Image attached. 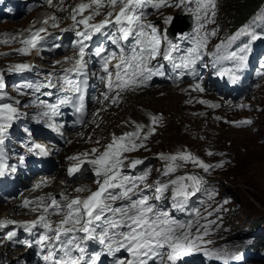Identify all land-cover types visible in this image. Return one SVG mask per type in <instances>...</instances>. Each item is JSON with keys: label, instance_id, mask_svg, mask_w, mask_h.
I'll return each mask as SVG.
<instances>
[{"label": "snow or ice", "instance_id": "6c2138e0", "mask_svg": "<svg viewBox=\"0 0 264 264\" xmlns=\"http://www.w3.org/2000/svg\"><path fill=\"white\" fill-rule=\"evenodd\" d=\"M51 2V0H49ZM177 7L184 6L188 11H192L197 22L196 34L194 37L181 36V39H192L193 47L187 49L186 55L175 56L174 53L180 52V47L172 41L167 40L166 33L158 31L156 25L151 22H145L144 11L147 7L160 8L163 4L167 6V0H160V3L154 0H109L112 8L120 4L118 12H108L105 19L92 24L89 21L95 15H99V7L101 0H91L92 4L97 6V11L92 15L86 16L80 20H76V13L83 12L89 8V4H80L77 9H73L72 19L76 25H83V31H77L75 35L79 38L75 42L78 48L79 56L75 63L78 67L73 69H66V72H80L86 67L85 50L88 48L86 41H90L94 33L100 32L107 26H118L120 38L127 41L129 37H134V44L131 49V55H126L123 48L120 49L119 62L113 65L115 69V79H113V71L109 68V62L116 57V52H111L102 58L103 70L107 73L106 87L111 91L113 86L120 91H126L140 86H146L153 76H164L163 65H153L157 57H162L164 61L172 64L174 69H188L191 74H196V65L198 61L202 62L201 49L206 44L208 36H215L216 30L213 29L210 33L201 30L204 25L209 22H214L216 15V0H174ZM195 4V9L188 8V5ZM114 18V19H113ZM264 18V17H259ZM54 19V18H53ZM173 17H166L165 24H169ZM47 23V21H45ZM55 27L56 25L53 24ZM41 32H46L45 28H40L31 34L24 43L28 47H37V45L44 39L40 35ZM250 37V41L264 39V33L257 34L251 31L248 25L243 26L234 35L228 37V44L236 41L239 37ZM162 41H167V47L161 49ZM116 44L117 40L114 39ZM223 42L216 45L217 49L226 47ZM28 48L20 49L21 52H27ZM249 45L244 44L238 51H230L224 56L216 57V60L221 59L234 61V69H224L219 75L228 74L233 82L238 79L235 74L242 69L247 61V52ZM105 52L103 47L97 48L95 55L100 56ZM177 60L179 62L177 63ZM30 66L27 64L16 65L10 71H23ZM184 73H181L183 75ZM103 79V77H102ZM69 85H73L74 91L79 93L81 91L79 82L73 83L68 80ZM53 86V85H49ZM29 88L35 87L37 91L41 85H27ZM194 89L197 91H204L200 84H195ZM5 88L3 77L0 76V90ZM0 95H6L0 91ZM51 95V93H48ZM119 96V92L116 93ZM105 95V99H109ZM115 96L111 97L115 102ZM81 105L77 111L83 108V96H80ZM67 100H61L60 104H45L40 101L41 105L46 106L49 111H44L40 115L49 121L57 116L60 105L68 103ZM202 103L204 101H201ZM15 103H19L16 101ZM219 104L212 105V107H219ZM22 113L18 111L13 104L0 103V144L7 134V129L11 127L12 122L18 119ZM157 117H152V123H157ZM236 125L251 124L250 119L244 121H229ZM49 128H54L59 131V128L49 122ZM143 126L137 125L135 132L125 133L120 137L113 136V140L109 143L105 150L94 159L88 161L95 167V175L98 177L96 183L98 188L91 192L86 198L81 199L75 197L68 200V202L61 206L55 198H52L51 204L44 209L45 212L51 208L54 212H64V219L52 227L48 222L47 216H40L36 221L25 222V227L28 230L35 228L37 224H41L47 231L40 237L37 244L47 248V254L43 259L49 264H102L105 256L111 257L113 264H179L182 258L196 252H202L206 257L220 258L218 253L209 251L202 247L203 236L208 234V226L213 221H208L207 224H202L200 221L203 217L200 216L199 210L196 211L195 217L190 220L181 221L168 210H165L154 201H161L165 194L169 191L171 186V193L173 196L172 208L177 211H184L188 202V198L195 196L201 191L202 185L206 183L203 178L196 175L178 176L176 179L169 180L168 183L156 182L155 196L150 197L145 194L144 189L151 188L153 185L146 183L147 177L150 174V169L145 170L142 174L131 176L124 173L125 167L136 168L137 165L143 163L140 159L131 160L125 165L123 156L125 152H132L138 148L146 147L144 141L155 133V128H151L142 137L140 131ZM27 132L28 129H25ZM36 149H44L43 145H33ZM31 150V149H30ZM93 152L98 151L93 149ZM213 155L211 151L207 153ZM162 159L168 161L163 169V175L167 176L174 173L181 166L182 163H192L208 172L212 167L222 166V162L218 165H209L200 160L195 155L189 152H181L178 154H171L164 156L160 154ZM85 161L80 160V164ZM79 170V165L73 166L69 169L70 174ZM4 175V166L0 164V176ZM190 182V183H189ZM144 187L141 188L140 184ZM85 189H77V191H84ZM213 193H209V198ZM135 197V198H134ZM126 201L120 207H113L107 201ZM29 202L25 201V205ZM109 214V215H106ZM211 215V213H209ZM14 223V222H10ZM70 225V226H68ZM3 226V222H0ZM70 233H82V236L73 235L65 244L62 236H67ZM13 233H8L7 238L12 240ZM47 241V244H45ZM94 241L100 245L98 251L88 253L87 242ZM59 242V248L56 246ZM21 243H28L23 241ZM207 243H210L208 241ZM28 246H31L28 243ZM124 251L128 254L127 258L119 256L118 254ZM62 253L57 255V253Z\"/></svg>", "mask_w": 264, "mask_h": 264}, {"label": "rangeland", "instance_id": "374dc122", "mask_svg": "<svg viewBox=\"0 0 264 264\" xmlns=\"http://www.w3.org/2000/svg\"><path fill=\"white\" fill-rule=\"evenodd\" d=\"M217 1L214 22L206 23L201 30V34L204 32L210 33L213 29L217 32L215 36L207 37L206 44L201 49L202 60L210 61V54L213 57L211 64L214 67L219 63L223 69H234V61L224 59L217 61L216 57L224 56L230 51L239 50L236 44L237 40L230 45L228 44V37L236 32L228 34L227 28L230 19L239 17L237 11L242 8V5L236 6L234 14L231 13L233 17H229L228 21H226L224 16L228 2L221 0L217 4ZM244 5L249 6V4ZM262 6H264V3ZM195 7L194 3L188 5V8L193 10ZM177 8L191 13L195 19L192 11H188L185 7ZM259 17H263L262 12L256 16L258 20L261 19ZM29 21L30 16L25 18L22 24ZM17 23L19 24L21 21ZM195 23L197 26L196 19ZM9 24L10 22L0 24V30L11 28L8 27ZM250 30L253 31L251 28ZM256 33L261 34L260 32ZM218 39L220 40L218 41ZM190 41L189 48L193 47L191 38ZM222 42L227 46L217 49L216 45ZM244 44L249 45L247 57L254 58L256 65L253 69L243 67L236 72L239 73L244 69L247 81L243 87L242 94L239 95L235 102H233V98L228 102L230 110L223 108L214 112L204 109L199 102L197 103L194 100V97L185 96L186 87L180 89L153 87L125 95L124 103H121L117 108L111 107L109 112L104 113L105 119H103L102 124L99 127H96V125L92 127L99 134H105L112 131L119 132L125 128L130 130L137 129V125L146 124L147 131L153 127L155 128V133L152 134L151 146L154 147V150L166 151L158 152L159 155L168 156L174 151H186L209 165H218L222 162V166L209 169L210 181L206 182L201 190L203 193L202 201L208 205L206 206L199 202L191 204L190 218L195 217L197 210H199L200 214L208 211V208L210 210L214 204V192L218 191V194L222 196L224 191L225 195L230 196L232 201L237 204L235 208H230L227 212L228 215H226L228 216L227 218H230L229 222L226 223L229 229L231 228L228 235L239 241L249 238V236L238 237L239 231L243 228L241 227L242 221L252 223H256L259 220L264 221V39L250 41V37H247V41H243L242 47ZM165 47H167V42L162 41L161 49ZM243 102H245L244 105ZM248 104H250L253 111L248 114L243 113V107L247 108ZM245 115L252 121L248 128H246L248 124L234 126L235 124L226 120L230 119V121L238 122L241 119L240 117ZM153 116L159 117L157 125L152 123ZM82 141H85V138ZM84 145H86L85 142ZM209 151L213 155H208ZM148 153L140 152L138 155L144 156ZM193 168L197 169L200 167L192 163H182L180 166L181 176H183L184 171L188 173V170ZM218 175H220L221 181H219L220 177ZM176 178H169L167 175L163 183H168L169 180ZM83 181L88 180L84 179ZM210 192L213 193L211 198H209ZM170 196H172L171 186L164 198H169ZM6 207L1 208L0 215H6L11 210H7ZM218 210L222 211V208L219 207ZM217 218L212 223L214 231L222 227L216 225ZM213 234L215 235L216 233ZM213 234L208 233L204 238H209ZM219 238L212 240L209 244L203 243L202 247L221 255L224 241H219ZM194 255L200 258L205 256L202 252H196ZM224 259L227 264H236L233 263V259L228 257ZM211 264L223 263L217 259Z\"/></svg>", "mask_w": 264, "mask_h": 264}, {"label": "trees", "instance_id": "16d2710c", "mask_svg": "<svg viewBox=\"0 0 264 264\" xmlns=\"http://www.w3.org/2000/svg\"><path fill=\"white\" fill-rule=\"evenodd\" d=\"M225 1L228 2L227 4L228 6L225 9V13H226L225 15H227L228 17H233L231 13L234 14L235 12L234 8L236 6L242 5V8H239V10L237 11L239 17L233 19L232 24L233 26H236L242 21L248 20L249 15L257 10V7L260 5V3L263 0H225ZM244 4H249V6H246ZM250 224L252 230L261 227L263 231V235L256 237L247 245L245 249L246 251H248L247 256H252L254 258H257V260L254 263H264V221L259 220L256 223L250 222Z\"/></svg>", "mask_w": 264, "mask_h": 264}, {"label": "bare ground", "instance_id": "6f19581e", "mask_svg": "<svg viewBox=\"0 0 264 264\" xmlns=\"http://www.w3.org/2000/svg\"><path fill=\"white\" fill-rule=\"evenodd\" d=\"M53 11H56V10H54L53 9ZM55 14H57V15H60V14H62V12H58V11H56L55 12ZM17 23V22H16ZM16 23H10L9 24V26H12V25H15ZM18 24V23H17ZM176 25L175 24H173V27H175ZM83 182H85V183H89L88 181H83ZM12 212V210H9L6 214H10ZM17 251H24L23 249H19V250H17Z\"/></svg>", "mask_w": 264, "mask_h": 264}, {"label": "water", "instance_id": "95a60500", "mask_svg": "<svg viewBox=\"0 0 264 264\" xmlns=\"http://www.w3.org/2000/svg\"><path fill=\"white\" fill-rule=\"evenodd\" d=\"M177 31H182L181 28L178 27H172V33L175 34Z\"/></svg>", "mask_w": 264, "mask_h": 264}]
</instances>
